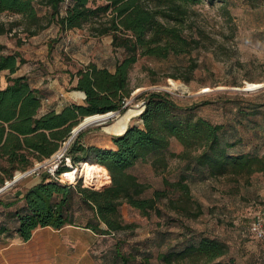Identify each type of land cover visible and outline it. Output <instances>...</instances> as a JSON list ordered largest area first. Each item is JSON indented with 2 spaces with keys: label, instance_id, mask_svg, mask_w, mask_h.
<instances>
[{
  "label": "trees",
  "instance_id": "obj_1",
  "mask_svg": "<svg viewBox=\"0 0 264 264\" xmlns=\"http://www.w3.org/2000/svg\"><path fill=\"white\" fill-rule=\"evenodd\" d=\"M211 3L219 0H208ZM203 0H0V14L8 13L21 18L23 31L33 37L51 25L58 33L88 27L95 36L112 37L113 50L123 51L114 72L90 63L71 79L74 88L85 92L84 103L65 105L60 111L44 110L45 95L31 86L25 76H15L26 60L18 52H10L0 43V157L6 165H0V185L14 178L15 171L26 172L37 162L44 163L57 153L72 135L73 128L87 116L109 114V111L125 110L131 96L129 75L140 57L165 60L170 56L189 55L204 44L200 36L185 33L183 26L190 8ZM224 3L225 0H221ZM45 14L40 16L42 10ZM14 26L0 22V37L11 34ZM197 67L194 65L192 70ZM5 76L4 85L2 75ZM209 100L181 105L165 91H151L145 96V109L141 114L143 127L130 126L122 135L113 137L115 147L87 146L74 140L66 149L57 174L69 169L66 160L76 166L89 162L101 167L106 182L100 189L62 183L49 175L27 189L22 196L10 202H1L8 209L11 220H0V238L16 236L23 242L31 239L37 228L50 227L59 230L67 225L81 226L94 233L115 236L120 230L132 229L135 224H123L119 207L127 203L149 217L152 212L162 215L160 202L169 199L168 188L155 189L144 195L149 184L138 179L130 171L150 155L157 156L152 166L165 168L167 157L161 152L170 147L172 138L183 147L173 156L185 161L186 169H199L213 178L229 177L230 180L249 178L255 172H264V157L251 152L233 153L235 141L223 139V125L214 123L194 111ZM44 110V112L42 111ZM109 112V113H106ZM125 128V129H126ZM124 129V130H125ZM123 130V131H124ZM122 131V132H123ZM120 132V133H122ZM79 138V137H78ZM85 161V162H84ZM166 187L180 191L189 199L190 187L186 176L169 182ZM91 210V218L85 224L76 222L77 204ZM14 207V209H12ZM179 210L182 205L174 204ZM183 208V207H182ZM12 209V210H11ZM186 216L198 217L200 211ZM264 210V209H263ZM182 212V211H181ZM101 223L107 229L101 228ZM251 223V222H250ZM246 224V223H245ZM242 227L241 237L249 233ZM181 247L159 252L161 264H237L229 255L228 244L202 233L196 237L192 229ZM262 244L264 240L251 237ZM176 241V240H175ZM113 257L120 264H131L136 257L125 253L117 242ZM143 264H152L143 254Z\"/></svg>",
  "mask_w": 264,
  "mask_h": 264
},
{
  "label": "rangeland",
  "instance_id": "obj_2",
  "mask_svg": "<svg viewBox=\"0 0 264 264\" xmlns=\"http://www.w3.org/2000/svg\"><path fill=\"white\" fill-rule=\"evenodd\" d=\"M220 1L203 0L191 7L186 16L183 29L187 34L200 36L204 43L201 48L189 55L170 56L165 60L140 57L129 75L131 96L125 103V110L109 113L111 117L105 125L86 127L74 140L87 146L115 147L113 137L117 135L106 131L119 134L112 130V125L128 111V124L136 114L129 127H143L141 114L146 94L165 91L181 105L211 101L196 109L194 115L221 123L223 139L237 143L231 152H251L264 157V0ZM45 12L42 10L40 16ZM0 22L17 24L11 34L0 37V43L8 51L20 53L27 61L18 73H28L38 81L45 92V111L51 109L49 105L56 106L54 110H57L64 105L84 103V97L72 94L80 91L74 88L72 75L90 63L114 70L117 61L124 56L123 51L113 50L110 35L95 36L88 27L58 33V27L53 24L30 37L23 31L19 16L0 14ZM194 65L197 68L192 70ZM2 81H6L4 74ZM69 139L57 155L44 163L37 162L27 172L15 171L16 180L13 178L5 181L4 186L0 185V201L6 203L22 196L45 175L52 176L51 172L55 176L57 167L52 168L63 159ZM182 150V145L172 138L170 147L161 152L167 157L165 168L152 166L157 156L154 154L130 169L140 181L149 184L144 195L168 188L169 199L160 202L162 215L152 212L146 217L123 203L119 207L123 224L135 226L120 230L115 236L89 232L83 235L77 230L79 233L75 237L64 233L58 238L49 228L51 239L47 250L37 257L36 264H120L113 257L117 242H121L125 253L132 252L136 256L131 264H143V254L150 257L152 264H161L158 253L181 247L190 234L187 227L196 237L207 233L224 240L229 246V255L237 264H264L262 244L251 235L240 236L242 227L250 226L264 209V172H255L249 178L236 181L229 177L213 178L197 168L186 169L185 161L172 155ZM0 165H6L2 157ZM66 165L69 170L73 169L70 166L75 167L68 161ZM17 172H20L19 177ZM182 175L186 176L190 187L189 199L164 183V178L174 182ZM61 182L68 180L64 178ZM175 202L182 205L183 208H179L182 212L174 207ZM184 209H188L189 214L200 213L198 217L186 216ZM75 211L76 222L85 224L92 217L91 210L81 208L79 203ZM0 220H11L10 225H16L8 209L2 206ZM101 228L107 229L103 223Z\"/></svg>",
  "mask_w": 264,
  "mask_h": 264
},
{
  "label": "crops",
  "instance_id": "obj_3",
  "mask_svg": "<svg viewBox=\"0 0 264 264\" xmlns=\"http://www.w3.org/2000/svg\"><path fill=\"white\" fill-rule=\"evenodd\" d=\"M21 68L22 66L17 71L15 76L27 77L32 87L39 88L41 92L45 94L43 89L39 87L38 81L32 79L30 74L18 73L20 72ZM109 71L114 72V70ZM2 83L6 84V82ZM72 94L76 97H84V93L81 91H74ZM64 106H61L59 109L56 108V111H60ZM49 107L54 109L56 106L52 107L49 105ZM42 111L44 112V110ZM49 228L50 227L37 228L33 232L31 239L26 242L21 241L16 236V234L13 237L0 238V264H36L37 257L47 250L46 247H48L49 244L48 240L51 239V235H49L51 230L54 231L53 233H55V235H53L58 238L63 236L64 233H66L68 236L75 237V234L79 233L77 230L82 231L80 233L83 235L87 234L88 232L96 235V233H94L92 230L81 226L67 225L59 230H55L53 228H50L51 230H47Z\"/></svg>",
  "mask_w": 264,
  "mask_h": 264
},
{
  "label": "bare ground",
  "instance_id": "obj_4",
  "mask_svg": "<svg viewBox=\"0 0 264 264\" xmlns=\"http://www.w3.org/2000/svg\"><path fill=\"white\" fill-rule=\"evenodd\" d=\"M129 115H130V111H128L119 121H117L114 125H112V130L115 132H122L128 124ZM110 117L111 116L109 114H97V115H91V116L85 117L84 121H83V127L81 129H80V127L75 128L74 130H76V131L74 134H72L71 138L72 139L75 138V135L77 133H79L80 130H83L86 127L105 125L107 120ZM108 132H110V131H108ZM110 133H112V132H110ZM112 134H117V133H112ZM119 134H121V133H119ZM79 172H80V169H79V171H76V170L67 171V174L63 175V178H65L66 180H73L74 178L79 176ZM19 176H20V172H17V177H19ZM80 176L84 177L85 180L87 181V183L92 184V185H96V186H100L101 184L106 182L105 175H104L102 168L98 167V166H94L89 162H85L82 164Z\"/></svg>",
  "mask_w": 264,
  "mask_h": 264
},
{
  "label": "built area",
  "instance_id": "obj_5",
  "mask_svg": "<svg viewBox=\"0 0 264 264\" xmlns=\"http://www.w3.org/2000/svg\"><path fill=\"white\" fill-rule=\"evenodd\" d=\"M68 147H69V146H68ZM68 147H67V148H68ZM67 148H66V149H67ZM66 149L64 148V154H65ZM60 150H61V149H60ZM57 153H58V152H57ZM57 153H55L52 157H54L55 155H57ZM64 154H63V156H64ZM63 156H62V158H63ZM60 161L62 162L61 159H60ZM67 161H68V162H71L70 159H67L66 162H67ZM61 162H60V163H61ZM84 162H85V161H84ZM60 163H57L58 165H57V164L54 165V168H52V169L55 170L56 167H57V169H58ZM82 164H83V162L79 163V164L76 165L75 167H72V166H70V167L73 168L72 171H73V170L79 171V169H80V172H81ZM72 165H73V164H72ZM68 167H69V166H68ZM69 169H70V168H69ZM69 169H68V170H69ZM68 170H66V171H64V172H62V173H60V174H57V171H56V175H55V176H54V173L51 172V173H52V174H51V175H52L51 177H52L53 179H55V180L61 182L62 180H64L63 175L67 174V171H68ZM69 171H70V170H69ZM80 172H79V176H77L74 180H68L67 183H68V184H76V183H78V182L80 181V182H82V185H83V186L90 187V188H93V189H100V187L102 188V187L105 186V183H106V182H104V183L101 184L100 186H96V185H92V184L87 183V181L85 180V178L82 177V176H80ZM75 180H78V181L75 182ZM107 182H108V181H107ZM110 182H111V177H110L109 183H110ZM62 183H64V182H62ZM249 233L251 234V236H253V237L257 238V239L264 240V210L260 211V212L257 214L255 220H252V222L250 223Z\"/></svg>",
  "mask_w": 264,
  "mask_h": 264
},
{
  "label": "water",
  "instance_id": "obj_6",
  "mask_svg": "<svg viewBox=\"0 0 264 264\" xmlns=\"http://www.w3.org/2000/svg\"><path fill=\"white\" fill-rule=\"evenodd\" d=\"M248 90H251V89H248ZM83 92V91H82ZM84 93V98H85V96H86V94H85V92H83ZM109 112H120V111H109ZM109 112H106V113H109ZM103 114H105V113H103ZM96 115V114H95ZM84 121V120H83ZM83 121H81L75 128H78V127H80V129L83 127ZM74 128V129H75ZM129 128V127H128ZM127 128V129H128ZM73 129V131H72V134H74L75 133V131L76 130H74ZM127 129L123 132V133H125L126 131H127ZM81 131V130H80ZM79 131V132H80ZM123 133H121V134H118V135H122ZM79 133H77L76 135H75V137L78 135ZM72 138L70 137V139L68 140V142H69V145L74 141V138L71 140ZM27 172V171H26ZM14 180H16L15 178L13 179V181Z\"/></svg>",
  "mask_w": 264,
  "mask_h": 264
}]
</instances>
